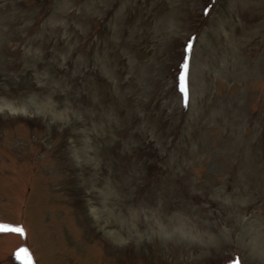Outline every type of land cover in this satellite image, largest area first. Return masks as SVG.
<instances>
[{"label":"rangeland","instance_id":"obj_1","mask_svg":"<svg viewBox=\"0 0 264 264\" xmlns=\"http://www.w3.org/2000/svg\"><path fill=\"white\" fill-rule=\"evenodd\" d=\"M0 225V264H264V0H0Z\"/></svg>","mask_w":264,"mask_h":264},{"label":"snow or ice","instance_id":"obj_2","mask_svg":"<svg viewBox=\"0 0 264 264\" xmlns=\"http://www.w3.org/2000/svg\"><path fill=\"white\" fill-rule=\"evenodd\" d=\"M191 47V44H189V48ZM188 65L187 62H185L182 65V68L185 70L184 72L181 73L180 80H181V91L185 93V102L187 101V92L186 88L184 87V82H185V76H186V69ZM0 231H11V232H16V233H23V229L19 227H11L8 225H0ZM21 253L25 255V257H28V252L27 249H20L17 251L16 256L19 259L21 256Z\"/></svg>","mask_w":264,"mask_h":264}]
</instances>
